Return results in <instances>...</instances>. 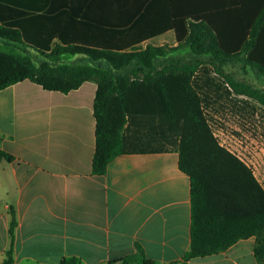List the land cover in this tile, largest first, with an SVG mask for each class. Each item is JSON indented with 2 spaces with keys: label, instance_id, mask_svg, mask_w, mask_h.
Segmentation results:
<instances>
[{
  "label": "trees",
  "instance_id": "1",
  "mask_svg": "<svg viewBox=\"0 0 264 264\" xmlns=\"http://www.w3.org/2000/svg\"><path fill=\"white\" fill-rule=\"evenodd\" d=\"M183 8L182 1L176 7L175 0H163L149 28L144 14L127 26L96 25L74 36L48 31L40 15L25 9H0V89L25 78L64 93L85 80L96 83L92 173L103 174L122 153L177 151L189 179L190 240L171 264H189L264 230V187L214 135L204 110L209 92L198 75L211 66L234 93L264 107V89L222 71L242 60L264 76V0H210L203 13ZM168 28L176 45L141 43ZM0 157L13 155L0 149ZM16 224L11 205L0 264H13ZM117 262L155 264L138 243L135 252L105 264ZM60 264L84 263L65 256Z\"/></svg>",
  "mask_w": 264,
  "mask_h": 264
},
{
  "label": "crops",
  "instance_id": "2",
  "mask_svg": "<svg viewBox=\"0 0 264 264\" xmlns=\"http://www.w3.org/2000/svg\"><path fill=\"white\" fill-rule=\"evenodd\" d=\"M162 1L0 0V9H25L40 15L48 31L74 36L96 25L127 26L144 14L142 25L149 28ZM179 1L190 12L210 6V0H175L176 7ZM146 42L174 46V30ZM95 89L85 80L64 93L27 78L0 89V149L13 155L0 157V262L11 205L17 220L13 264H60L65 256L105 264L135 252L137 243L155 264H171L188 249L189 179L177 151L122 153L103 174L91 172ZM188 262L264 264V230Z\"/></svg>",
  "mask_w": 264,
  "mask_h": 264
},
{
  "label": "rangeland",
  "instance_id": "3",
  "mask_svg": "<svg viewBox=\"0 0 264 264\" xmlns=\"http://www.w3.org/2000/svg\"><path fill=\"white\" fill-rule=\"evenodd\" d=\"M222 71L264 89V76L242 60L222 65ZM198 75L209 92L204 110L214 135L251 167L264 187V107L252 98L234 93L211 66L207 73L200 70Z\"/></svg>",
  "mask_w": 264,
  "mask_h": 264
}]
</instances>
